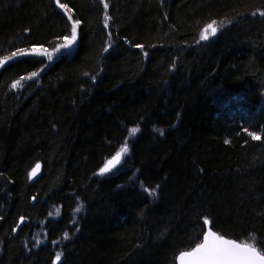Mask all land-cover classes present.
<instances>
[{"label":"trees","instance_id":"16d2710c","mask_svg":"<svg viewBox=\"0 0 264 264\" xmlns=\"http://www.w3.org/2000/svg\"><path fill=\"white\" fill-rule=\"evenodd\" d=\"M59 2L75 44L0 66V264H176L205 218L264 253V0ZM70 29L56 0H0V59Z\"/></svg>","mask_w":264,"mask_h":264},{"label":"snow or ice","instance_id":"6c2138e0","mask_svg":"<svg viewBox=\"0 0 264 264\" xmlns=\"http://www.w3.org/2000/svg\"><path fill=\"white\" fill-rule=\"evenodd\" d=\"M58 6L64 10L65 14L68 17V20L71 21V29L70 35L64 36L62 38L63 43L57 44L52 51L50 52L47 48L44 47H33L32 49H20L17 52L11 53L10 56H6L3 59H0V66H2L6 61L13 59L16 56H24L29 54H37L47 56L49 60L53 58L56 53H59L61 49H68L75 44L77 39V30L80 25V21L78 19L73 20L72 18V10L67 7L66 4H60L59 0H56ZM105 8V26H108V21L110 17L107 15L108 4H104ZM264 15V13H261ZM223 24V21L220 22ZM219 25H217L216 21H212L201 31L199 39L201 41L208 40L209 36H215ZM107 51V49H105ZM37 76V73H31V76L27 77V79H31L32 77ZM26 79L25 77H21L20 80L15 81L11 87L13 89L22 86L21 81ZM139 132V127H133L129 129V136H135ZM161 135L163 132L161 131ZM252 139L258 140L260 136L255 133H249ZM227 143V141H226ZM129 147L127 140L120 147L119 151L108 160L104 167L100 169V174H104L115 166V164L119 163L122 156L128 153ZM40 165L37 164L36 167L30 173V176H35L37 171L39 170ZM149 196H155V189L149 190L145 189ZM80 209L78 208L77 211ZM58 211V210H57ZM51 215V213H50ZM23 220V218H21ZM205 224H209L210 221L205 218ZM65 238H67V233H65ZM256 237L254 234L250 235L249 241H242L237 243L235 240L224 239L223 236L217 235L215 232L209 230L206 234H204V242L197 244L195 248L191 251L181 252L179 255L180 264H264V253H262L256 246ZM37 244L40 243L39 240L36 241ZM56 260H60V253H57Z\"/></svg>","mask_w":264,"mask_h":264},{"label":"water","instance_id":"95a60500","mask_svg":"<svg viewBox=\"0 0 264 264\" xmlns=\"http://www.w3.org/2000/svg\"><path fill=\"white\" fill-rule=\"evenodd\" d=\"M37 164L40 165L39 170L37 171V173H36L35 176H30V173H31L32 170L36 167ZM41 170H42V164H41V162H37V163H35L34 166H33L32 169H31L30 173H29V181H30L31 183L34 182V181L39 177V175H40V173H41ZM209 230H211L212 232H215L213 229H211V227H210V223H209V224H205V223H204V233H203V236H202V238H201V241H200L198 244L204 242V234H206ZM215 233H216L217 235H219L217 232H215ZM219 236H221V235H219ZM223 237H224V239L234 240V239H231V238H228V237H225V236H223ZM235 241H236V240H235ZM236 242H237V243H240V242H238V241H236ZM196 245H197V244H196ZM196 245H195L193 248H195ZM193 248H192V249H193ZM192 249H190V250H188V251H191ZM183 252H187V251H183ZM180 253H181V252H180ZM180 253L176 256V259H175L176 264H180V260H179V255H180Z\"/></svg>","mask_w":264,"mask_h":264},{"label":"rangeland","instance_id":"374dc122","mask_svg":"<svg viewBox=\"0 0 264 264\" xmlns=\"http://www.w3.org/2000/svg\"><path fill=\"white\" fill-rule=\"evenodd\" d=\"M217 25H219V27H218V30H217L216 34H217V33L223 28V26H222L221 24H217ZM204 28H205V27H204ZM204 28H203V29H204ZM203 29H202V30H203ZM202 30H201V31H202ZM216 34H215V36H216ZM215 36H211V35H210L208 40L214 38ZM208 40H203V41H208ZM69 49H70V48H68V49H61L60 52H59V53H56L54 56H57V55H59L62 51H67V50H69ZM35 55H37V54H35ZM40 56H43V57H46V58H47V56H44V55H40ZM54 56H53V57H54ZM47 59H48V58H47ZM48 60H49V59H48ZM21 83H22V82H21ZM118 151H119V150H118ZM118 151H117V152H118ZM124 156H125V155L122 156V158H121V160H120L119 163L122 162V159L124 158ZM109 160H110V159H109ZM119 163L115 164V166H113V167L110 169V171H112V170H113V169H114ZM110 171H108V172H110ZM108 172H106V173H108ZM99 173H100V172H99Z\"/></svg>","mask_w":264,"mask_h":264}]
</instances>
